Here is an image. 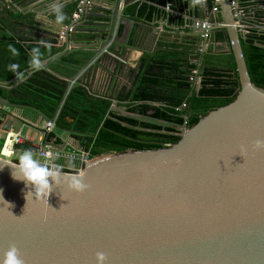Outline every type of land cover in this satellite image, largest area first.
<instances>
[{"label":"water","instance_id":"95a60500","mask_svg":"<svg viewBox=\"0 0 264 264\" xmlns=\"http://www.w3.org/2000/svg\"><path fill=\"white\" fill-rule=\"evenodd\" d=\"M6 1L30 13L39 0L29 7ZM85 1L75 32H67L60 43L65 45L62 52L42 61L43 71L61 82L67 93L80 89L87 98L104 99L111 103L110 110L120 112V80L113 75L114 65L101 66L99 58L114 44L119 15L123 16L132 0L111 2L108 31L99 27L93 34L100 40L86 39L78 30L89 12L90 0ZM72 9L64 11L68 28ZM234 9L230 0H221L217 16L225 20L221 29L228 36L225 51L233 54L236 63L240 82L236 99L209 112L191 128L177 127L181 139L176 144L94 158L82 172L87 188L81 192L67 185L66 178L77 173L63 172L65 178L58 183L49 178L52 188L47 198L33 197L27 202L25 193L31 186L13 180L5 166L0 170V256L15 245L25 264H96L98 252L104 254V264H264V147L255 143L264 140V88L252 83L248 72L241 45L247 35L238 28L246 12L239 0ZM236 12L240 14L235 16ZM46 15L52 18L49 9ZM43 16L36 13L37 27ZM218 31L213 30L207 53ZM195 40L193 47L199 51L201 32L196 31ZM81 50L92 52L94 58L76 66L74 76L52 69L51 65H62V56ZM213 53L218 52L214 49ZM183 59L198 60L195 55ZM14 81H0V131L10 133L14 122L32 126L13 113L29 110L47 122L55 121L57 130L84 149L89 134L61 129L56 117L3 97L2 91L15 89L10 86ZM52 144L70 154L82 153L67 140L56 137Z\"/></svg>","mask_w":264,"mask_h":264},{"label":"trees","instance_id":"16d2710c","mask_svg":"<svg viewBox=\"0 0 264 264\" xmlns=\"http://www.w3.org/2000/svg\"><path fill=\"white\" fill-rule=\"evenodd\" d=\"M155 1L166 4L163 0ZM33 2L15 0L22 7H29ZM241 5L252 7L254 4ZM76 8L77 5L72 11ZM131 9L125 8V12L128 14ZM147 18H150L148 14ZM34 22L31 13L24 14L10 6L0 11L1 82L15 78L6 68L10 63L18 64V71L28 69L29 50L38 45L30 37L36 31ZM45 40L51 46L41 47L42 61L64 49L57 46V40ZM214 43L228 44L224 30L217 32ZM9 44L17 49V55L8 51ZM257 44L264 46V29H251L247 38L241 40L251 81L264 88V48ZM217 52L196 51L194 55L198 60L195 62L184 60L180 52L143 56L130 72L132 88L121 90L117 96V106L124 107L127 116L110 110L111 103L104 99L87 98L80 89L68 93L62 104L67 93L65 86L43 70L33 71L20 84L13 82L10 86H16L15 89L3 95L11 103L31 106L46 116L56 117L61 129L89 134L84 138L83 147L93 158L109 153L158 150L180 141L177 127L191 128L209 112L236 99L240 82L234 56L222 50ZM93 58L94 54L88 50L76 51L62 56V65L55 64L52 69L71 77L76 74V66L87 65ZM195 71L201 80L199 86L191 81ZM55 138L49 134L46 141L54 142Z\"/></svg>","mask_w":264,"mask_h":264},{"label":"crops","instance_id":"0c3cea01","mask_svg":"<svg viewBox=\"0 0 264 264\" xmlns=\"http://www.w3.org/2000/svg\"><path fill=\"white\" fill-rule=\"evenodd\" d=\"M79 1L80 0H63V11L72 9ZM112 1L113 0L89 1L90 5L87 6L89 9L88 15L78 23V30L85 34L83 36L84 38L100 40L101 37L93 35L95 30L100 27L101 30L105 31L104 33L108 31L107 22L110 21V17L107 18V15L113 8L111 5ZM163 1L166 3L164 6L160 5L155 0H132V2L125 7L127 9L132 7L128 14L124 9L122 12L123 16L119 15L120 21L116 26L117 38L107 54L99 58V62L101 66L104 67L110 64L114 65V68H112V70L114 69L113 75L116 76V80H120L121 90L132 88L130 72L138 66L143 56H155L166 53L173 54L178 52L184 54L183 57L194 56V52L196 51L193 46L194 43H196V31L193 28V21L195 19L200 20L199 17L203 16L204 20H208L209 22H215L219 19L221 22L225 21L222 15L217 16L211 13L210 0ZM50 3L51 0H39L32 5L34 11L30 13L33 15L34 21L36 13L40 15L44 14L43 17H39L42 24L41 27L35 25L36 31L30 36L35 43H38L40 39L57 40L59 32L64 30L65 25L69 24V21L65 19L63 24L58 26L53 22V17L49 19L48 15L45 16L46 11L50 8ZM239 3L240 5L241 3H245V5L254 4L252 7H242L241 5L242 9L246 12V16L243 17V26L246 30L249 32L251 29H264V0H239ZM6 6L16 9L8 1L0 0V11ZM45 7L47 8L44 9ZM142 7H144V10H141ZM16 10L19 11L18 9ZM147 14L150 18H147ZM78 37L82 38V36ZM21 44L24 45V43ZM226 45L227 44L214 43L210 50H213V52L214 49L225 51ZM57 46L65 48V45L59 42ZM205 52H207V50ZM189 61L195 62L192 59ZM53 66L54 65H51V67ZM40 70H43V66ZM31 73H25V77L27 78ZM24 80L25 79L16 81L17 84H20L24 82ZM3 93L9 92L2 91L1 94L5 97ZM67 95L68 93H66L62 104H64ZM120 109L121 114L128 115L124 107H120ZM13 113L32 126L14 122V126H12L10 133L21 134L23 138H28L32 141L41 139L47 142V135L45 134L47 121L45 119L29 110L18 109L13 111ZM53 135L59 140H67L69 144L77 150H84L76 142L70 141L69 135L64 132H54ZM6 136L7 134L0 131V152ZM25 148H29V146L27 144L18 145L13 155H15L17 151H22ZM57 158V162L62 171L76 172L75 168L81 166L79 161L75 160L72 156L66 155Z\"/></svg>","mask_w":264,"mask_h":264},{"label":"clouds","instance_id":"9594fccd","mask_svg":"<svg viewBox=\"0 0 264 264\" xmlns=\"http://www.w3.org/2000/svg\"><path fill=\"white\" fill-rule=\"evenodd\" d=\"M49 14L53 17V22L56 25H62L66 19L63 11V0H51ZM50 46L48 41L40 39L38 40V45L29 50L27 59L28 71H39L41 69L43 56L41 47L48 49ZM7 47L13 56L17 55V49L15 47L11 44ZM18 67L16 63L6 65L7 70L15 76L16 80L22 81L26 78L25 73L18 71ZM255 143L257 147H264V140H257ZM5 147L7 151L0 152V170L8 166L10 168V176L13 180L23 181L25 187L31 186L32 190L25 193L27 202L29 198L33 199V197L35 199L48 197L52 188L49 178L55 183H58L61 177L65 178L62 169L55 165L52 159L48 158L50 154H46V158L41 161L38 158V154L31 148L17 151L13 155L7 143ZM82 175V173H77L67 177L68 188L76 192L85 190L87 185L83 182ZM0 200H3L2 196H0ZM105 259L104 254L98 252L96 255V264H104ZM0 264H25V262L20 258L15 245H12L0 256Z\"/></svg>","mask_w":264,"mask_h":264},{"label":"built area","instance_id":"2783aa9c","mask_svg":"<svg viewBox=\"0 0 264 264\" xmlns=\"http://www.w3.org/2000/svg\"><path fill=\"white\" fill-rule=\"evenodd\" d=\"M85 0H81L80 5L78 8L73 12L71 22L72 25L68 28L65 27L64 30H61L58 34V42L62 43L65 39V36L68 33H73L75 32V24L79 21L80 17L84 13V8L83 4H85ZM231 6L234 9V6L237 3V0H230ZM90 5V2H87V6ZM220 5H221V0H210V6H211V13L214 15L220 14ZM243 10V9H242ZM244 11V10H243ZM240 13H235V16L239 15ZM224 26V22H209L208 20H194L193 21V28L195 31L201 32V46L199 51L200 52H205L207 48V42L212 38L213 30L215 28L221 30ZM238 28L243 34H248V31L246 28L243 26V24H238ZM193 77L191 78V81L195 83V85L199 86L200 84V79L197 77V72L195 71L193 73ZM74 83H70V86H73ZM185 107V105H183ZM56 126H55V121L53 122H47L45 126V134H53L55 132ZM6 143L8 147H10L12 154L15 152V148L18 145L21 144H27L29 148L33 149L34 152L38 154V158L43 161L46 158V154H50L48 156L49 159H52L55 165L59 166L58 162H55V157H63L66 155L72 156L75 158V160L79 161L80 167L75 168L76 173H82L84 170V167L86 164L90 163L94 158L90 156V154L86 151H82L80 155L77 154H70L67 153L63 150H57L51 142H44L43 140H36L32 141L28 138H23L21 134H13V133H8L7 136L4 139L1 152L7 151L6 149Z\"/></svg>","mask_w":264,"mask_h":264},{"label":"rangeland","instance_id":"374dc122","mask_svg":"<svg viewBox=\"0 0 264 264\" xmlns=\"http://www.w3.org/2000/svg\"><path fill=\"white\" fill-rule=\"evenodd\" d=\"M55 132H57V133L59 132V133H60V131H59V130H57V129H55ZM3 142H4V141H3ZM2 145H3V144H2Z\"/></svg>","mask_w":264,"mask_h":264},{"label":"bare ground","instance_id":"6f19581e","mask_svg":"<svg viewBox=\"0 0 264 264\" xmlns=\"http://www.w3.org/2000/svg\"><path fill=\"white\" fill-rule=\"evenodd\" d=\"M92 161H93V160H92ZM92 161H91V162H92Z\"/></svg>","mask_w":264,"mask_h":264}]
</instances>
